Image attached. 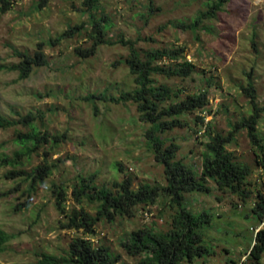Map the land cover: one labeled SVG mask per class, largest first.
Instances as JSON below:
<instances>
[{
  "label": "rangeland",
  "instance_id": "rangeland-1",
  "mask_svg": "<svg viewBox=\"0 0 264 264\" xmlns=\"http://www.w3.org/2000/svg\"><path fill=\"white\" fill-rule=\"evenodd\" d=\"M220 1L98 0L88 10L85 0H50L42 8L39 0H10L7 11L0 9V65L6 66L0 69V113L13 120L34 116L32 125L20 122L0 129V227L12 236L0 253V264H38L42 253L66 254L74 237H84L82 230L63 227L67 219L57 209L55 187L71 193L81 176H94L96 185L111 189L126 175L132 177L135 189L167 184L165 167L147 144L150 123L141 120L136 103L119 99L137 87L125 62L132 43L141 52L184 47L183 57L196 65L190 76L152 75L155 85L179 89L180 96L174 101L208 92L207 107L181 115L185 125L162 134L165 146L179 145L176 159L201 173L208 132L227 135L234 124L251 114L252 103L243 89L249 78L257 89V106L263 108L257 131L264 144V0H223L218 15L204 19L194 29L189 27L200 13ZM94 19L107 25L109 43L101 44L94 55L81 57L76 49L92 45L87 36ZM71 30L70 36L61 37ZM40 43L47 63L35 66L30 76L22 78L10 66L22 60L20 53L34 55ZM169 103L171 100L162 105ZM202 116L210 128L199 120ZM34 132L49 134L48 142L25 155L18 165L2 162L24 149L17 139L20 134ZM64 134L62 141L52 140L54 135ZM227 148L237 161L252 168L247 178L251 194L243 199L220 190L212 180L210 192L186 193L191 211L213 215L204 242L215 252L180 264L251 262L248 254L254 236L264 228V222L259 224L253 215L259 193L264 194L262 153L252 144L246 128L235 134ZM44 162L54 166L52 173L32 187L33 172ZM15 169H24L30 176L6 177ZM73 205L69 197L67 209ZM84 207L96 213V205ZM171 214L170 204L161 197L146 208L137 206L132 218L100 221L91 241L108 246L113 255H121L122 262L134 264L140 256H128L121 241L143 227L167 230Z\"/></svg>",
  "mask_w": 264,
  "mask_h": 264
},
{
  "label": "trees",
  "instance_id": "trees-1",
  "mask_svg": "<svg viewBox=\"0 0 264 264\" xmlns=\"http://www.w3.org/2000/svg\"><path fill=\"white\" fill-rule=\"evenodd\" d=\"M50 0H39V7H44ZM98 0H85L88 10ZM223 0L212 5L207 11L200 13L189 25L196 28L206 18L218 15L222 8ZM11 6L10 0H0L1 11H7ZM152 10V6L150 5ZM92 28L88 33L92 45L87 48L78 47L76 53L81 57L94 55L98 47L103 43H109L106 38L107 25L101 19H94ZM81 28L77 27V30ZM75 30V29H73ZM66 31L61 37L70 36L73 32ZM57 40L54 41V43ZM123 44L126 42L121 41ZM130 53L125 62L134 75L137 87L133 91H127L120 95L124 102L132 101L137 104V110L142 121L150 123L146 131L147 144L155 153L156 160L165 167L167 184L143 185L137 189L133 188V180L126 175L123 181H116L114 189L99 187L94 183V176H81L75 183L71 193L64 187L58 186L53 189L55 192L57 209L63 214L67 222L63 227L68 229L82 230L83 236L74 237L69 245L66 254L57 255L53 253H42L38 264H126L121 261V255H113L110 248L105 245H96L87 235L96 233L97 224L102 221H114L117 217L132 218L136 215L137 206L146 208L155 204L163 197L170 204L171 222L167 230H157L155 227H143L135 229L130 233L128 239L121 242L126 254L130 257L140 256L134 264H180L184 261L192 262L196 257H207L214 254L215 250L207 245L205 240L206 228L212 224L213 215L209 211H191L186 205V193L210 192L208 183L210 180L217 184L222 191H229L239 194L246 199L251 194L248 189V176L252 168L243 162L235 159L232 151L227 145L235 140V134L243 128L248 130V136L252 144L259 148L262 153V164L264 165V144L258 135L257 125L263 108L257 106V89L253 79L249 78L247 86L243 87L252 103V112L249 117L233 125V129L227 134L208 132L209 139L201 153L202 170L198 174L193 165L176 159L179 145L172 143L165 146L162 134L176 126L185 125L179 117L185 113L202 110L209 104L208 92L200 91L186 95L180 100L174 99L180 96L179 89L166 84L155 85L152 75L162 74L168 77H188L195 70L196 65L191 60L183 57L184 47L146 49L140 51L132 43L129 45ZM22 60L10 66L12 70H18L22 78L30 76L35 66H43L47 63L43 44H38V50L34 55L20 53ZM168 60V64L162 62ZM159 62V63H158ZM6 66L0 65V69ZM252 73H249V77ZM171 100L166 106V101ZM205 127V117H198ZM33 115H27L20 120L10 119L0 113V129H6L23 122L32 125ZM204 132H206L204 130ZM66 135H54L52 140L58 143ZM49 134H20L18 141L24 146L22 151H17L15 157H4L3 163L18 165L25 155L42 143L48 142ZM34 146L32 148V146ZM259 156V153H257ZM53 165L42 163L33 172V184L44 182L52 173ZM122 169V166L120 167ZM29 175L24 169L9 171L6 177ZM69 197L74 204L67 209L66 202ZM259 199L253 207V215L264 222V194L259 193ZM85 204L96 205L95 214L86 210ZM11 235L0 227V253L4 251L5 245L10 241ZM254 244L250 248L248 259L250 264H264V228L257 231L254 236Z\"/></svg>",
  "mask_w": 264,
  "mask_h": 264
},
{
  "label": "clouds",
  "instance_id": "clouds-1",
  "mask_svg": "<svg viewBox=\"0 0 264 264\" xmlns=\"http://www.w3.org/2000/svg\"><path fill=\"white\" fill-rule=\"evenodd\" d=\"M86 237H87L88 239L92 240L93 235H87Z\"/></svg>",
  "mask_w": 264,
  "mask_h": 264
}]
</instances>
